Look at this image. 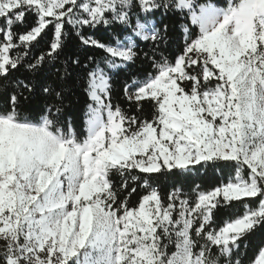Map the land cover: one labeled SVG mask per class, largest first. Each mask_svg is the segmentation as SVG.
Listing matches in <instances>:
<instances>
[{"label":"snow or ice","instance_id":"obj_1","mask_svg":"<svg viewBox=\"0 0 264 264\" xmlns=\"http://www.w3.org/2000/svg\"><path fill=\"white\" fill-rule=\"evenodd\" d=\"M0 264H264V0H0Z\"/></svg>","mask_w":264,"mask_h":264},{"label":"trees","instance_id":"obj_2","mask_svg":"<svg viewBox=\"0 0 264 264\" xmlns=\"http://www.w3.org/2000/svg\"><path fill=\"white\" fill-rule=\"evenodd\" d=\"M201 3H213L217 6H224L227 2V0H200ZM194 31H198V28L196 26H192ZM117 90H119L120 86L119 84L116 86ZM74 102L72 105L65 109L66 113L71 117L73 121L74 127L77 129V131H83L85 129V120L86 117L84 115V112L86 111V106L83 103V100L87 99V97H83L82 93H77L76 96L73 98ZM120 102H122V96L117 98ZM201 174H203V170H201ZM234 175V172L231 173ZM209 177H205L204 180H196V183L199 184H205V187H211V185L206 184L205 181H207ZM171 182V178H161V183L164 185H167ZM216 183H219L217 180ZM134 200L136 197L133 198ZM245 211V208L242 204H237L233 209H230L226 212H223L219 218V223L221 226L223 225V222L225 219L234 218L236 216L242 215ZM251 255V253H249Z\"/></svg>","mask_w":264,"mask_h":264}]
</instances>
